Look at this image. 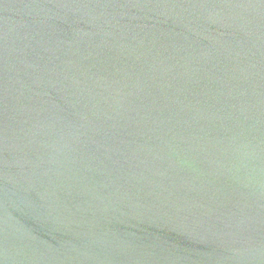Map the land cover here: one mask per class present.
Returning a JSON list of instances; mask_svg holds the SVG:
<instances>
[{
	"label": "water",
	"instance_id": "95a60500",
	"mask_svg": "<svg viewBox=\"0 0 264 264\" xmlns=\"http://www.w3.org/2000/svg\"><path fill=\"white\" fill-rule=\"evenodd\" d=\"M0 264H264V0H0Z\"/></svg>",
	"mask_w": 264,
	"mask_h": 264
}]
</instances>
